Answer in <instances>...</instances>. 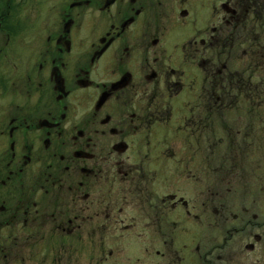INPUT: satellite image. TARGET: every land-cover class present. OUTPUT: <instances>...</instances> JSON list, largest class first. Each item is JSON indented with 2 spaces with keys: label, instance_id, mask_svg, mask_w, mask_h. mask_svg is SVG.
I'll return each mask as SVG.
<instances>
[{
  "label": "flooded vegetation",
  "instance_id": "af4514ba",
  "mask_svg": "<svg viewBox=\"0 0 264 264\" xmlns=\"http://www.w3.org/2000/svg\"><path fill=\"white\" fill-rule=\"evenodd\" d=\"M34 1L49 9L52 31L35 36L16 79L0 77L2 258L24 242L53 248L38 241L44 232L68 249L86 225L162 233L167 211L197 217L185 194L195 169L212 167L215 113L236 103L239 112L248 98L245 70L214 67L230 54L245 0ZM249 222L229 227L224 243ZM212 252L201 264H213Z\"/></svg>",
  "mask_w": 264,
  "mask_h": 264
},
{
  "label": "rangeland",
  "instance_id": "374dc122",
  "mask_svg": "<svg viewBox=\"0 0 264 264\" xmlns=\"http://www.w3.org/2000/svg\"><path fill=\"white\" fill-rule=\"evenodd\" d=\"M22 1L2 0L0 5V15H8L0 22L7 26L0 31V77L13 80L17 75L14 66L27 68L25 61L33 49L35 36L52 31L46 22L50 18L46 5ZM245 3L248 12L244 23L238 22L234 27L229 41L230 54L225 53L221 62L215 59L214 67L217 70L225 63L236 70L239 67L245 70L241 73L245 75L241 85L245 84L246 91L244 88L243 91L248 98L239 112V103H236L233 112L215 113L221 117H215L210 137L212 167L199 165L195 169L197 180L193 191L185 194L189 208L195 206L191 210L197 212V217H186L184 210L167 211L166 230L162 233L154 229L130 233L121 228L95 233L86 225L76 241L67 244L68 249L66 245L60 246L68 243L61 234L44 232L39 234L38 241L54 242L53 248L47 249L44 245L40 250L31 249L24 242L20 249L8 250V259H3L0 253V264H180L179 259L186 257L188 249L192 254L187 255L185 264H201L199 254L212 249L209 258L213 264H264V0H245ZM243 50L245 55L239 59ZM10 93L13 94V87ZM2 94L0 107L1 101L4 102ZM200 140L203 146L207 145L206 136ZM122 219L128 224L127 218ZM247 220L251 224L234 233L225 244L227 229L242 227ZM254 234L260 236L259 241H255ZM49 236L53 239L49 240ZM248 243L254 248H245ZM144 248H149L150 254ZM155 249H160L163 256H155Z\"/></svg>",
  "mask_w": 264,
  "mask_h": 264
},
{
  "label": "trees",
  "instance_id": "16d2710c",
  "mask_svg": "<svg viewBox=\"0 0 264 264\" xmlns=\"http://www.w3.org/2000/svg\"><path fill=\"white\" fill-rule=\"evenodd\" d=\"M6 1V3H10L12 0H4V2ZM2 2V0H0V5L2 4L1 3ZM249 6V5H248ZM1 14V13H0ZM4 16V17H3ZM8 16V15H7ZM7 16L5 15V14H2V15H0V18L2 19H0V22L2 23V21H3V19H6L7 18ZM1 29H7V26H3V25H0V30Z\"/></svg>",
  "mask_w": 264,
  "mask_h": 264
}]
</instances>
